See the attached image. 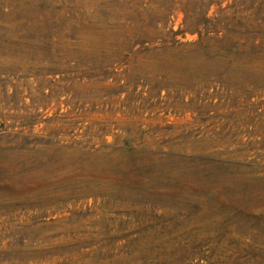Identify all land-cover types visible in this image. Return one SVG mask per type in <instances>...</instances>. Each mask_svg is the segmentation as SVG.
<instances>
[{
  "label": "rangeland",
  "instance_id": "374dc122",
  "mask_svg": "<svg viewBox=\"0 0 264 264\" xmlns=\"http://www.w3.org/2000/svg\"><path fill=\"white\" fill-rule=\"evenodd\" d=\"M0 264H264V0H0Z\"/></svg>",
  "mask_w": 264,
  "mask_h": 264
}]
</instances>
